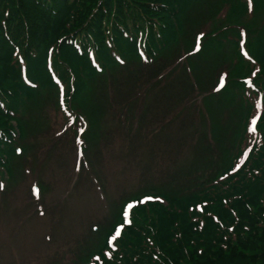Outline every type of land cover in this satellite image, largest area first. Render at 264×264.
I'll use <instances>...</instances> for the list:
<instances>
[{
    "label": "trees",
    "instance_id": "1",
    "mask_svg": "<svg viewBox=\"0 0 264 264\" xmlns=\"http://www.w3.org/2000/svg\"><path fill=\"white\" fill-rule=\"evenodd\" d=\"M50 109L84 128L86 156L114 128L127 148L143 146L151 115L187 116L190 159L164 187L114 202L113 221L93 232L100 246L80 248L75 264H264V0H0L5 184L43 162L31 140L49 133ZM139 195L153 200L126 224L123 205Z\"/></svg>",
    "mask_w": 264,
    "mask_h": 264
},
{
    "label": "rangeland",
    "instance_id": "2",
    "mask_svg": "<svg viewBox=\"0 0 264 264\" xmlns=\"http://www.w3.org/2000/svg\"><path fill=\"white\" fill-rule=\"evenodd\" d=\"M189 116L195 120L197 114L192 110ZM47 117L49 133L31 140L36 157L43 160L33 165L36 172L30 174L23 168L12 184L0 180L6 186L4 192L0 189V264H75L80 248L100 246L101 241L93 236L94 226L110 224L114 202L164 187L190 159L191 142H185L181 123L187 116L181 112L168 116L163 111L144 124L143 146L135 142L127 148L123 133L115 134L114 128L85 157L86 165L76 176L81 129L70 126L61 111L50 109ZM249 122L241 149L255 134L257 120ZM47 148L51 149L48 156ZM36 181L46 186L44 201L32 193Z\"/></svg>",
    "mask_w": 264,
    "mask_h": 264
},
{
    "label": "snow or ice",
    "instance_id": "3",
    "mask_svg": "<svg viewBox=\"0 0 264 264\" xmlns=\"http://www.w3.org/2000/svg\"><path fill=\"white\" fill-rule=\"evenodd\" d=\"M130 207H131V205H127V206L125 207V209H124L125 214H127V210H128V208H130Z\"/></svg>",
    "mask_w": 264,
    "mask_h": 264
}]
</instances>
